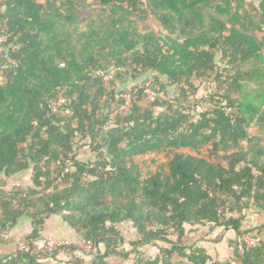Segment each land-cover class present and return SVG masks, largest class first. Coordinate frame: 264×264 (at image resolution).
I'll use <instances>...</instances> for the list:
<instances>
[{"label": "trees", "instance_id": "1", "mask_svg": "<svg viewBox=\"0 0 264 264\" xmlns=\"http://www.w3.org/2000/svg\"><path fill=\"white\" fill-rule=\"evenodd\" d=\"M151 18L162 31L141 34ZM126 68L127 92L122 72L108 85L97 74ZM148 78L166 100H146ZM251 83L264 85V0H0V177H29L21 191L0 184V229L28 217L37 239L56 215L97 246L90 264H141L146 245L172 261L146 264H207L189 247L204 222L240 238L247 213L264 217V112L253 109L251 133L239 101ZM234 256L227 264H264V245Z\"/></svg>", "mask_w": 264, "mask_h": 264}, {"label": "crops", "instance_id": "2", "mask_svg": "<svg viewBox=\"0 0 264 264\" xmlns=\"http://www.w3.org/2000/svg\"><path fill=\"white\" fill-rule=\"evenodd\" d=\"M128 83H133L132 87L135 85V82L128 81ZM122 89L126 90V84L122 85ZM27 178V179H24ZM27 180L29 177L25 174L20 176H15L7 180L8 189L13 188L23 189L27 186ZM250 213H248L249 215ZM249 216H253L255 221L253 225H250L252 228H258L264 223V217L257 216L254 212ZM248 217V216H247ZM247 217L245 221L247 220ZM243 222V227L244 223ZM36 226L33 225V221L31 218L23 217L20 219L16 226L11 228V236L14 239L19 238L23 235H32ZM247 228V226H246ZM251 228V229H252ZM128 225H125L123 228L124 239L126 244L120 243L119 247H122L124 250H127V243L133 237L134 233L131 230H128ZM246 230V229H242ZM39 237L37 240V246L42 248L44 246V241L47 238H53L59 241H69L74 242L78 239H81L80 233L71 227L67 222L63 220V218L52 215L44 220L42 226L39 228ZM195 234H191L189 237V247L195 246L198 248H202L206 251V255L209 257L208 264H227L233 259L235 251L239 250L237 246L236 235L234 232H231L228 229L222 230V228H216L213 232H210L206 229L196 230ZM123 245V246H122ZM158 245H162L161 242ZM143 249V255L146 251H149V257L147 259L143 258L142 260H151L153 258L158 257L160 254V250L157 247H149L145 246ZM98 248L95 245L92 252H85L84 250L78 248L75 245H71L65 247L64 249L52 252V253H43L41 252V264H90L95 254L97 253ZM16 253V247L14 243H0V259H4ZM131 256V257H130ZM130 259H121L120 257L114 258L111 260V264H137L136 260H139L140 257H137L133 254H130ZM132 259V260H131ZM178 257L174 259L177 261Z\"/></svg>", "mask_w": 264, "mask_h": 264}, {"label": "built area", "instance_id": "3", "mask_svg": "<svg viewBox=\"0 0 264 264\" xmlns=\"http://www.w3.org/2000/svg\"><path fill=\"white\" fill-rule=\"evenodd\" d=\"M61 67H64V64H61ZM122 71L123 70L118 69L110 73L99 72L97 74L100 77H103V80L107 83L106 85H108L111 79H113L114 73L115 72L121 73ZM152 82L153 81L148 82L143 90V94L146 100L148 102H154L158 99L166 100L165 94L163 93L159 94V91H157V87L154 88L152 86L154 84ZM65 102H66L65 99L61 98L57 103L58 105L56 104L57 106L56 105L51 106V110L53 112H56L58 107L64 105ZM184 113L185 114L189 113V110H186ZM3 182H7V179L4 177H0V184H2ZM219 223H224V219L220 218ZM203 224L205 229H215L217 227V224L215 223L204 222ZM149 230L153 232L164 230L168 232V235L172 240H176V238L178 237L177 232H175L176 231L175 228L171 226L163 227L160 225H154L149 227ZM243 241L248 246V248H260L262 245H264V233L254 232V233L245 234L243 237ZM0 243H14L16 247V253L20 255H26L29 253L40 254L41 252L48 254V253L60 251L65 247L71 245H75L78 248L84 250L85 252H92L95 246L92 241H85L83 239H78L74 242H69V241H59L53 238H47L44 241V246L40 248L37 246V240L30 235H23L17 239H14L11 236V228L9 226L5 229H0ZM135 261L138 262V260ZM15 264H29V263L25 261L23 262L21 261ZM141 264H146V263L144 261L141 262Z\"/></svg>", "mask_w": 264, "mask_h": 264}, {"label": "rangeland", "instance_id": "4", "mask_svg": "<svg viewBox=\"0 0 264 264\" xmlns=\"http://www.w3.org/2000/svg\"><path fill=\"white\" fill-rule=\"evenodd\" d=\"M88 2H92V0H88ZM94 8H96V7L90 6V8H88L89 10H91L89 12L90 15H95ZM129 26H130L129 23H125V27L129 28L127 30L130 31L129 37H134V33L132 32V30ZM79 29H81V27H79ZM159 30H161L160 23L158 21H156L154 18L148 19L144 24H141L139 26V31L141 32V34L147 33V32H154L156 34V33H158ZM127 70H128V68H126L125 70L122 71L123 78L121 80H119V86L121 84H126V86H127L126 92L129 91L133 85V83H128L129 77L126 75V73H124V71H127ZM239 101L243 105L245 118L250 121L248 131L251 133H256L255 131H259L260 125H258L259 124L258 123L259 117L256 116V113L253 111V109H255V108L257 109L260 106L261 108H259L260 109L259 114L261 112H264L263 111L264 110V85L263 84L257 85L256 83L246 84L245 86L242 87V90L239 94ZM127 107H128L127 109H129V106H127ZM79 154H80L79 157L84 161H87L90 158L92 159V157L94 155V154H91L89 149H82L79 151ZM154 156L155 155H147L142 160H146L147 164H149V163H151V159L153 158L157 162L156 165L165 164L167 162V158L163 155H156L155 157ZM156 165H153V166L151 165L150 168H155ZM24 179H27V178H24ZM21 190L22 189H16L15 191H21ZM250 214H252V213H250ZM249 215L247 213L248 217L246 216L247 220L244 223V227L242 225V229L243 228L246 229L245 231H248L249 229H251L252 227L250 225H253V223L255 221V218L253 216H249ZM246 226H247V228H246ZM137 240H138V237H137ZM146 246L152 247L151 245H146ZM145 254H147V256L149 257V251H146ZM147 256L144 255L145 259L148 258ZM121 259H123V258H121ZM144 261L146 262L148 260H143V262Z\"/></svg>", "mask_w": 264, "mask_h": 264}, {"label": "clouds", "instance_id": "5", "mask_svg": "<svg viewBox=\"0 0 264 264\" xmlns=\"http://www.w3.org/2000/svg\"><path fill=\"white\" fill-rule=\"evenodd\" d=\"M140 71V70H139ZM154 79H150V78H148L147 79V81L145 82V84H147L148 82H150V81H153ZM136 85V84H135ZM134 85V86H135ZM133 86V87H134ZM139 88L140 89H142V94H143V90H144V88H145V86L144 85H141V86H139ZM135 91L136 92H138V89H135ZM9 179V178H8ZM7 179V180H8ZM216 228H219V227H216ZM215 228V229H216ZM259 228V227H258ZM258 228H252V229H249L248 231H245V230H243V233H241V237L239 238L238 236H237V234H235L236 232H234V234L236 235V240H237V246H238V248H240V249H242L244 246H246V248H248V246L244 243V241H243V237H244V235L245 234H248V233H254V232H258V233H264V231H260V230H258ZM215 229H213V231L215 230ZM199 230V229H198ZM206 230H208V231H210L211 229H206ZM178 238V237H177ZM177 238H176V240H172L171 238H169L172 242H176L177 241ZM82 239V238H81ZM139 239V238H138ZM263 246V245H262ZM261 246V247H262ZM248 249H256V248H248ZM161 254H159V256H160ZM161 257H162V255H161ZM162 259L163 260H165V261H167V260H169V261H171V259H167V257L166 256H163L162 257ZM135 261V260H134ZM142 262H143V260H142ZM172 262V261H171ZM137 263V262H136ZM209 263V260H208V262H207V264Z\"/></svg>", "mask_w": 264, "mask_h": 264}]
</instances>
